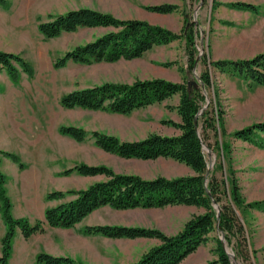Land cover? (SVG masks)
I'll return each mask as SVG.
<instances>
[{"label": "rangeland", "instance_id": "obj_1", "mask_svg": "<svg viewBox=\"0 0 264 264\" xmlns=\"http://www.w3.org/2000/svg\"><path fill=\"white\" fill-rule=\"evenodd\" d=\"M234 3L252 5L256 13L232 9L230 4ZM163 4L174 5L177 9L169 14H157L147 9ZM11 5V33L0 47L23 58L33 74L28 77L20 73L18 83L14 84L6 73H0V151L17 156L24 165L20 169L17 163L7 158L11 160L12 168L5 169L4 175L9 190L7 195L13 204V217L26 218L30 223L43 220L44 211L49 208L45 200L47 193L85 189L103 179L81 177L75 173L59 175L76 164L106 166L115 173L137 175L143 179L194 175L190 168L170 159L141 161L118 158L101 151L90 135L99 132L122 141H139L150 134L177 135L179 131L166 124L168 121L180 122L175 109L177 95L126 115L80 108L66 110L59 104L61 96L105 83L131 84L136 80L196 83L205 70L203 61L206 59H251L264 52V0L0 1L4 10ZM78 9L95 10L121 20L145 21L178 36L184 33L187 20L193 25L195 65L192 69L189 67L186 42L178 39L165 46H155L131 61L91 65L69 62L65 67L55 69L53 63L66 52L110 31L109 28H81L53 39H45L38 32L40 23ZM209 73L212 87L202 89L205 100L201 103L199 115L206 108H213L224 118V130L216 123V131H207L210 147L205 145L208 151L204 152L207 164L212 163L209 173L215 172L229 190L232 181L235 182L246 205L254 202L263 204L264 148L236 140L231 134L264 123V85L221 74L212 67ZM61 126L78 127L88 135L83 142L77 143L58 133ZM198 128L201 132L202 123ZM69 199L67 197L60 202ZM203 212L200 208L179 206L133 210L105 207L69 231L41 238L50 246V251L78 263L129 264L159 245V241L104 239L83 235L81 229L87 225L144 227L174 236L192 216ZM238 215L243 221L251 251L249 264H264V209L246 207ZM217 237L221 240L224 235L211 233L207 243L199 246L180 264H205L216 259ZM60 239H63V245L58 243ZM226 245L235 257L232 247ZM42 247L44 244L40 245L36 239L25 241L21 232L16 231L10 264H36L35 252H42ZM235 260L236 264H243L236 257Z\"/></svg>", "mask_w": 264, "mask_h": 264}, {"label": "trees", "instance_id": "obj_2", "mask_svg": "<svg viewBox=\"0 0 264 264\" xmlns=\"http://www.w3.org/2000/svg\"><path fill=\"white\" fill-rule=\"evenodd\" d=\"M230 7L256 13L254 6L245 3L230 4ZM147 9L157 14H169L177 8L174 5L163 4ZM185 21L184 33L178 36L145 21L121 20L95 10L78 9L40 23L37 28L45 39L57 38L63 33L75 32L81 28L110 29L93 41L66 52L53 63L55 69L63 68L69 62L91 65L115 63L120 60L131 61L140 58L155 46H165L178 39H184L186 42L189 67L192 69L195 65L193 53L195 37L192 31L193 25ZM208 61L207 59L203 61L206 67L196 83L191 81L173 83L163 79L136 80L131 84L105 83L74 90L61 96L59 104L66 110L80 108L126 115L152 104L162 103L177 95L178 105L175 109L180 122H166L168 126L179 131L177 135L150 134L139 141H122L99 132H92L90 135L95 145L105 153L126 160L170 159L184 164L194 175L174 179L164 177L143 179L137 175L115 173L106 166L76 164L59 175L69 176L75 173L81 177H103V179L85 189L47 193L46 201H62L67 197L70 199L46 208L42 221L30 223L26 218L13 217L11 212L13 204L6 189L7 178L0 170V217L5 226V234L1 239L0 264H10L13 239L17 230L25 240H28L33 235L43 234L46 226L73 229L95 211L105 207L113 210H133L167 206L196 207L204 212L192 216L183 229L174 236H167L156 229L114 225H87L81 229V233L108 239L144 238L159 241V245L151 248L133 264H180L199 246L207 243L211 233H218L224 235L236 259L243 264H249L251 251L238 212L242 213L246 207L262 210L264 203L254 202L246 205L235 182L232 181L229 190L225 181L215 176V172L207 175L208 164L203 150V145L209 146L207 131H216V123L224 130V118L221 112L213 108H206L202 115H199V111L202 109L201 103L205 100L202 89L212 87L209 68L212 67L221 74H229L256 85H264V52L251 59ZM1 70L6 72L14 84L18 83L20 73L28 77L33 74L30 65L23 58L4 51H0ZM199 123H202V128L198 133ZM58 133L77 143L83 142L88 135L84 129L74 126H61L58 128ZM231 137L264 148V123L235 131ZM227 147L226 149L229 148ZM1 158H9L17 163L20 169L24 168L18 157L9 152L0 151ZM214 205L219 208L218 225L217 210ZM215 255L216 259L205 264H232L218 237ZM35 263L82 264L69 257H55L44 252L36 255Z\"/></svg>", "mask_w": 264, "mask_h": 264}, {"label": "crops", "instance_id": "obj_3", "mask_svg": "<svg viewBox=\"0 0 264 264\" xmlns=\"http://www.w3.org/2000/svg\"><path fill=\"white\" fill-rule=\"evenodd\" d=\"M9 25H12V5L8 9H5V10L0 6V46L1 45H4L5 40L8 39L9 36H10L11 31L9 29ZM0 51L6 52L7 50H5V49H3V48L0 47ZM0 73H6V72L3 71V70H1ZM2 77H5V76H2ZM9 161H11V160H9L7 158H1L0 159V170L2 171L3 174H5V172H6L5 169L12 168V162H9ZM7 186L8 185L6 184V187ZM7 191H8L7 193L9 194V190H7ZM59 203H61V202L60 201H47V205L49 207H54V206L58 205ZM179 207H185V208H187V206H179ZM86 219L87 218H85L80 224H82ZM80 224H78V225H80ZM64 231H69V230L58 229V228H50V227L46 226L45 227V232L43 234H36L38 237L32 239V237L35 236V235H33L28 240H25V239L24 240L31 242L34 239H36L37 240V243H39L40 245L43 246V244H44V248L42 247L43 249H41L42 252H46V253L48 252L52 256H55V257L58 256V257H60L59 254L54 253V252H52V251L49 250L50 246L41 237L48 236V235H54L57 232L64 233ZM4 233H5L4 224L2 222V219L0 218V241H1ZM17 233H20V231L17 230ZM104 239H106V238H104ZM58 243H60L61 245H63V243H64L63 242V239H60ZM0 253H1V245H0ZM38 253L39 252H37V251L35 252V257H36V255ZM136 261H138V258L134 262H132V263H135ZM132 263H129V264H132Z\"/></svg>", "mask_w": 264, "mask_h": 264}, {"label": "water", "instance_id": "obj_4", "mask_svg": "<svg viewBox=\"0 0 264 264\" xmlns=\"http://www.w3.org/2000/svg\"><path fill=\"white\" fill-rule=\"evenodd\" d=\"M196 120H197V117L195 118V121H196ZM198 133H199V130H198ZM203 150H204V151L207 150V147H206L205 145H203ZM207 151H208V150H207ZM211 166H212V163L209 164V165H207V175H208V173H209V171H210ZM214 207H215V209L217 210V225H218V221H219V208H218L217 205H214ZM221 242H222V244H223V248H224L225 252L228 254V256H229V258H230V260H231V263H232V264H236L235 257H234V255H233L232 253H230L229 249L227 248V245H226V243H225L224 238L221 239Z\"/></svg>", "mask_w": 264, "mask_h": 264}]
</instances>
